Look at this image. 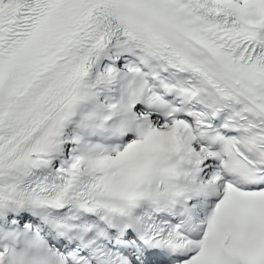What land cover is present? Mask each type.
Segmentation results:
<instances>
[{
  "label": "snow or ice",
  "instance_id": "1",
  "mask_svg": "<svg viewBox=\"0 0 264 264\" xmlns=\"http://www.w3.org/2000/svg\"><path fill=\"white\" fill-rule=\"evenodd\" d=\"M0 264H264V0H0Z\"/></svg>",
  "mask_w": 264,
  "mask_h": 264
}]
</instances>
